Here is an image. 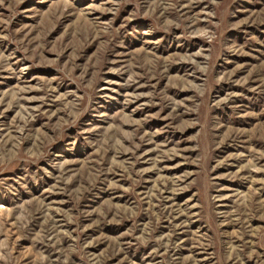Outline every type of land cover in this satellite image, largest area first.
Wrapping results in <instances>:
<instances>
[{"label":"rangeland","instance_id":"1","mask_svg":"<svg viewBox=\"0 0 264 264\" xmlns=\"http://www.w3.org/2000/svg\"><path fill=\"white\" fill-rule=\"evenodd\" d=\"M0 264H264V0H0Z\"/></svg>","mask_w":264,"mask_h":264}]
</instances>
